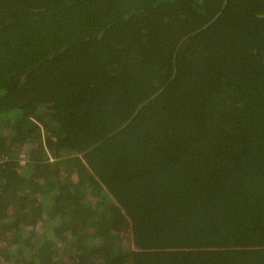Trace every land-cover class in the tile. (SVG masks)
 <instances>
[{"label":"trees","instance_id":"trees-1","mask_svg":"<svg viewBox=\"0 0 264 264\" xmlns=\"http://www.w3.org/2000/svg\"><path fill=\"white\" fill-rule=\"evenodd\" d=\"M0 264H264V0H0Z\"/></svg>","mask_w":264,"mask_h":264},{"label":"rangeland","instance_id":"rangeland-1","mask_svg":"<svg viewBox=\"0 0 264 264\" xmlns=\"http://www.w3.org/2000/svg\"><path fill=\"white\" fill-rule=\"evenodd\" d=\"M21 155L24 156L25 154L22 153Z\"/></svg>","mask_w":264,"mask_h":264}]
</instances>
